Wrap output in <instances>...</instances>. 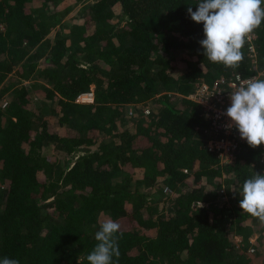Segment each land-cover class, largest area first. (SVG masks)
Masks as SVG:
<instances>
[{
    "label": "trees",
    "instance_id": "obj_1",
    "mask_svg": "<svg viewBox=\"0 0 264 264\" xmlns=\"http://www.w3.org/2000/svg\"><path fill=\"white\" fill-rule=\"evenodd\" d=\"M80 1L0 0V258L88 264L110 218L118 264H264V235L249 242L260 218L239 207L264 144L245 140L224 161L189 96L220 76L264 79V23L234 69L204 57L203 24L187 13L197 0H92L82 21H64ZM229 178L237 189L221 198Z\"/></svg>",
    "mask_w": 264,
    "mask_h": 264
},
{
    "label": "clouds",
    "instance_id": "obj_2",
    "mask_svg": "<svg viewBox=\"0 0 264 264\" xmlns=\"http://www.w3.org/2000/svg\"><path fill=\"white\" fill-rule=\"evenodd\" d=\"M187 13L192 21L203 24L199 44L204 57L235 69L244 59L246 36L264 23V0H197L195 11L189 6ZM229 97L230 105L224 111L229 118L226 127L234 126L251 147L264 144V79L249 80ZM239 196L241 210L264 220V172L246 178ZM120 229L110 218L99 224L94 234L97 243L85 257L88 264H118ZM0 264H20V260L4 256Z\"/></svg>",
    "mask_w": 264,
    "mask_h": 264
},
{
    "label": "built area",
    "instance_id": "obj_3",
    "mask_svg": "<svg viewBox=\"0 0 264 264\" xmlns=\"http://www.w3.org/2000/svg\"><path fill=\"white\" fill-rule=\"evenodd\" d=\"M247 37L251 38V34H248ZM254 79H256L255 76L242 77L239 74L228 79L220 76L212 85L201 83L189 95L202 105L204 115L209 120L214 133L213 136L208 137L206 147L217 152L224 161L231 160L236 149L245 141L240 138L238 130L234 126L231 128L226 127L229 118L224 114V111L230 105L229 94L235 91L238 86ZM86 96L91 97L89 99L92 100L93 92L91 90L82 92L76 100L83 102L84 99L82 98Z\"/></svg>",
    "mask_w": 264,
    "mask_h": 264
},
{
    "label": "rangeland",
    "instance_id": "obj_4",
    "mask_svg": "<svg viewBox=\"0 0 264 264\" xmlns=\"http://www.w3.org/2000/svg\"><path fill=\"white\" fill-rule=\"evenodd\" d=\"M87 1H92V0H81L79 2V4H77V9L75 11H71L67 14L66 17H64V21H66L67 23H73L74 21H82L83 20V17H84V12L85 10L82 11L81 7L84 3H86ZM82 15V16H81ZM87 17V15H86ZM0 28H2V25L0 24ZM262 74V71L258 72L257 75L255 77H257L258 75ZM19 80V77L17 76L16 72H12L11 74H8V77L6 79V82H16ZM22 83L24 82L25 84H30L31 83V80L30 79H24V78H21ZM30 90L32 92V96H33V100H34V103H35V106H36V109L39 113H42V114H47L49 113V105H48V102L45 100V99H42L41 97L37 96L34 89L32 87H30ZM5 96H7V91L5 93H3V96L0 98V103H3L4 100H5ZM91 97H83L82 100L83 102H88V101H92L91 99H89ZM152 98V97H151ZM147 99L145 102H147L149 105L152 103L153 99ZM176 99V98H175ZM138 104H126V110L127 112H130L132 111V108L133 107H137ZM146 107V105L144 106ZM134 109V108H133ZM213 136V134L211 133L210 136ZM49 147V145H48ZM235 189H237L236 185H235V182L232 178H229L228 181H225L223 185H221V187L219 188V192L221 193V198H225L227 199L229 197V192H232L231 193V196H233V192H235ZM222 193L224 194L222 196ZM220 198V199H221ZM257 224H259L258 228L256 231H254L250 236H249V242L251 243H255L256 242V238L257 236L259 235V233H261V236L264 235V220H261V219H256L255 221ZM262 226V228H261ZM234 241H236V245L237 244H241V235H236L235 238H234ZM237 248V247H236ZM241 248L238 247V250H240ZM251 251H253V246L252 247H249L248 246V249H247V252L248 253H251Z\"/></svg>",
    "mask_w": 264,
    "mask_h": 264
}]
</instances>
